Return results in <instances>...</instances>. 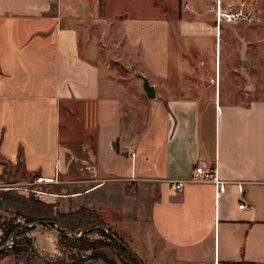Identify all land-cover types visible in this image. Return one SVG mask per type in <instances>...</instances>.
<instances>
[{"label": "crops", "instance_id": "crops-1", "mask_svg": "<svg viewBox=\"0 0 264 264\" xmlns=\"http://www.w3.org/2000/svg\"><path fill=\"white\" fill-rule=\"evenodd\" d=\"M62 6L0 0L1 153L51 179L61 191L45 198L63 211L112 210L113 229L138 226L145 264H264V99L232 101L221 90L227 44H207L212 75L158 96L134 132L123 127L117 82L106 74L102 88L96 44L62 24ZM138 48L150 74L168 77V44ZM198 160L227 180L219 196L212 183L171 188Z\"/></svg>", "mask_w": 264, "mask_h": 264}, {"label": "rangeland", "instance_id": "rangeland-1", "mask_svg": "<svg viewBox=\"0 0 264 264\" xmlns=\"http://www.w3.org/2000/svg\"><path fill=\"white\" fill-rule=\"evenodd\" d=\"M61 8L67 14L62 24L78 29L80 44H96L99 55L94 62L101 68L102 88L106 74L117 82L123 127L132 124L134 132L143 126L147 111L158 96L166 91L181 93L180 85L212 75L213 47L208 50L207 44H217L219 39L220 44H227V49L222 50L221 90L228 88L232 101L264 99V0H221L220 5L218 0H63ZM230 8L242 9L243 15L231 22L220 16L218 25L216 11L237 13ZM53 10H58L56 5ZM160 24L165 25L157 27ZM129 44H168V77L160 80L150 74L141 61L138 46ZM143 76L154 85L156 93L152 99L142 89ZM18 153L23 156L21 147ZM0 175V190L12 189L26 197L40 190L46 194L35 198L54 204V211L64 210L62 202L47 200L52 192L60 193L58 186L24 173L21 161L12 163L1 151ZM101 214L105 225L116 231L145 264L135 252L140 241L135 232L139 231L138 226L131 224L133 218L124 219L131 225L122 231L112 228V210ZM87 238L102 239L105 245L96 250L114 264H134L99 232L91 231L85 235ZM83 245L48 223L27 224L12 212H5L0 198V252H4L0 253V264H108L100 258H89L91 251L82 249Z\"/></svg>", "mask_w": 264, "mask_h": 264}, {"label": "trees", "instance_id": "trees-1", "mask_svg": "<svg viewBox=\"0 0 264 264\" xmlns=\"http://www.w3.org/2000/svg\"><path fill=\"white\" fill-rule=\"evenodd\" d=\"M117 148V145H114ZM0 198L4 206L5 212H12L15 217H21L25 220V223H34L37 221L48 223L51 227H56L60 233L72 240L81 241L84 245L81 247L84 250H90L91 254L89 258H100L108 264H114L106 258L105 254L101 251H97V246L105 245L104 241L100 238L90 241L88 238L85 240L84 237L91 231L99 232L101 235L110 239L113 246H115L120 252L127 254L130 260L137 264L136 258H134L122 245L118 244L112 236H110L106 231L100 229L95 230V226L105 225V221L99 215L97 209L88 208L85 206H80L76 210L68 211H54V204L45 202L35 198L33 195L24 196L20 192H15L12 189L0 190ZM20 225V224H19ZM84 231L81 236L71 237L69 232L63 229H68L71 233H79L81 230L88 229ZM112 233L120 238L123 243L125 241L118 233L110 229ZM1 254L4 252L1 251Z\"/></svg>", "mask_w": 264, "mask_h": 264}, {"label": "built area", "instance_id": "built-area-1", "mask_svg": "<svg viewBox=\"0 0 264 264\" xmlns=\"http://www.w3.org/2000/svg\"><path fill=\"white\" fill-rule=\"evenodd\" d=\"M221 14V15H220ZM239 13H233L230 12L224 13L220 10H217V21L220 22V16H223L226 18L228 22L233 21V19L237 16H240ZM133 155V154H132ZM212 183L215 186V195L219 196V194L223 193L226 190L227 180L222 179L219 176L217 165L214 164L213 166H206L204 163H202L200 160L196 162L193 168V173L191 176L187 178H178L173 179L170 181V186L174 191H180L184 184L186 183ZM35 197L42 198L43 195L46 193L40 191V190H34L33 192ZM246 205L243 201H241L238 204L239 208H244ZM214 264H218L217 262H214Z\"/></svg>", "mask_w": 264, "mask_h": 264}, {"label": "water", "instance_id": "water-1", "mask_svg": "<svg viewBox=\"0 0 264 264\" xmlns=\"http://www.w3.org/2000/svg\"><path fill=\"white\" fill-rule=\"evenodd\" d=\"M142 89L145 92L146 96L150 99L155 97V88L154 85H152L149 80L147 78H145L144 76L142 77ZM95 230H104L106 231V233H108L110 236H112V238H114V240L122 245L134 258H136L138 264H142V262L138 259V257L136 256V254L125 244L122 242V240L118 237H116L112 231L106 226V225H99V226H95L94 227ZM66 232H69L72 236L74 237H78L81 236L83 234L84 231H88V229H84L82 230L79 234H75V233H71L68 229H63Z\"/></svg>", "mask_w": 264, "mask_h": 264}, {"label": "flooded vegetation", "instance_id": "flooded-vegetation-1", "mask_svg": "<svg viewBox=\"0 0 264 264\" xmlns=\"http://www.w3.org/2000/svg\"><path fill=\"white\" fill-rule=\"evenodd\" d=\"M226 10V9H225ZM229 11H237V13L239 12V14H242L243 15V13H242V9H240V8H237V10H233L232 8H230V9H228ZM227 11V10H226ZM217 12V11H216ZM218 25H219V22H218Z\"/></svg>", "mask_w": 264, "mask_h": 264}, {"label": "bare ground", "instance_id": "bare-ground-1", "mask_svg": "<svg viewBox=\"0 0 264 264\" xmlns=\"http://www.w3.org/2000/svg\"><path fill=\"white\" fill-rule=\"evenodd\" d=\"M220 15H221V14H220ZM40 180H41V181H42V180H44V181H50L51 179H46V180H45V179H40Z\"/></svg>", "mask_w": 264, "mask_h": 264}]
</instances>
